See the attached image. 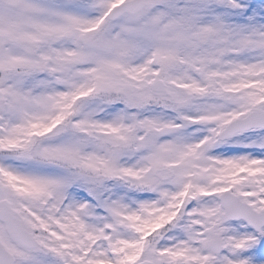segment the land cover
<instances>
[{
	"label": "snow or ice",
	"instance_id": "obj_1",
	"mask_svg": "<svg viewBox=\"0 0 264 264\" xmlns=\"http://www.w3.org/2000/svg\"><path fill=\"white\" fill-rule=\"evenodd\" d=\"M0 264H264V0H0Z\"/></svg>",
	"mask_w": 264,
	"mask_h": 264
}]
</instances>
